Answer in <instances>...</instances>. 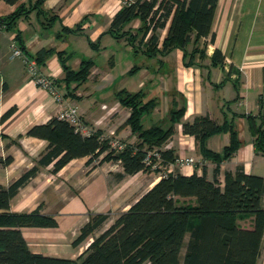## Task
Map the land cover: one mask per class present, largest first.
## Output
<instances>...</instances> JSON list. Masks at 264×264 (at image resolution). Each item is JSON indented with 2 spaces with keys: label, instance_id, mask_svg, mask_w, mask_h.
Returning <instances> with one entry per match:
<instances>
[{
  "label": "crops",
  "instance_id": "obj_1",
  "mask_svg": "<svg viewBox=\"0 0 264 264\" xmlns=\"http://www.w3.org/2000/svg\"><path fill=\"white\" fill-rule=\"evenodd\" d=\"M37 1L21 0L9 5L0 0V18L11 15L20 4L25 9L32 8L9 28H0V186L8 187L36 167V174L10 198L8 212L25 214L40 208L42 215L54 218L57 223L54 228H21L32 253L76 260L93 240L73 244L90 216H109L97 234L101 233L165 171L184 176L204 174L207 180H212L218 168L221 186L224 173H234L238 168L264 178V155L255 149L247 120L248 116L264 120V0H218L210 34L186 46L187 53L196 51L195 64L191 66H186L188 56L181 49L161 53L171 16L165 27L155 32L158 51L148 53L147 39L151 32L141 40L139 19L125 24L122 32L127 34L122 38L116 39L108 32L113 17L123 6L122 0H43L34 8ZM40 11L47 12V16H41ZM65 28L75 31L67 33ZM129 35H137L133 44ZM12 42L28 57L36 58L39 51H48L38 69L54 80L57 92L63 96L61 105H73L88 127L125 144L135 145L137 138L127 124L130 108L123 106L116 96L119 91L139 92L143 103L154 101V108L142 117L143 129L169 127L170 113L183 107L181 120L173 125V133L160 147L174 159L188 157L194 164L177 167L169 162L158 172L135 175L124 174L119 162H104L89 170L85 157L71 160L57 173L53 172V163L41 165L47 141L29 137L26 132L58 117L60 105L32 81L24 59L12 57ZM202 48L204 55L199 58ZM215 50L224 57L221 66L212 64ZM79 52L86 58L78 59ZM59 53L66 65L72 62L69 64L72 70H78L83 59L92 62L87 78L94 81L91 94L75 82L69 85L74 95L65 96L67 87ZM96 93L108 96L92 104L90 99ZM10 109H13L11 116L2 119ZM206 115L218 124L237 115L234 121L240 147L219 165L204 159L195 139L182 132L183 122ZM228 144V133H218L206 140V147L216 153H222ZM180 201L194 204V199ZM262 203L264 206V198ZM253 218L238 216L236 224L250 229ZM188 238L186 235L185 242ZM256 264H264V234Z\"/></svg>",
  "mask_w": 264,
  "mask_h": 264
},
{
  "label": "trees",
  "instance_id": "obj_2",
  "mask_svg": "<svg viewBox=\"0 0 264 264\" xmlns=\"http://www.w3.org/2000/svg\"><path fill=\"white\" fill-rule=\"evenodd\" d=\"M3 1L15 5L21 0ZM42 2L43 0H38L34 8H38ZM217 2L218 0H133L124 3L115 14L108 32L116 39L122 38L127 34L122 32L125 24L132 19H139L142 25L139 30L142 33L141 40L150 31L146 49L148 53H154L158 51L155 32L162 30L171 16L161 53L181 49L188 56L186 66H191L195 64L196 51L193 49L187 53L186 46L210 34ZM31 10L32 8L25 9L20 4L11 15L0 18V28H9ZM40 13L41 16L48 14ZM63 30L67 33L75 31L66 28ZM136 38L137 35H129V42L133 44ZM89 45L94 46L91 42ZM204 48L200 50L199 58L203 57ZM47 53L48 51H39L37 57L33 58L37 66ZM58 55L65 74V96H69L74 93L69 85L84 83L90 74L92 62L82 61L78 70H72L66 65L62 54ZM223 61L222 53L215 50L212 64L221 66ZM116 96L123 106L130 108L127 124L136 135L135 145L125 144L120 151L109 150L108 140H99L101 132L83 136L68 122L55 117L26 132L29 137L47 141V149L40 158V164L44 166L53 163V172L57 173L71 160L85 157V166L89 170L104 162H119L126 175L151 171L144 165L147 152L159 148L173 133V125L181 120L184 108L170 113L169 127L143 129L142 117L154 108V101L143 103L139 92L132 94L120 91ZM12 113L13 109H10L2 119L8 118ZM235 117L237 115L218 124L208 115L196 116L192 121L182 123V132L195 139L204 159L219 165L240 147ZM247 120L249 131L254 137L255 149L264 155V120L259 121L255 116H248ZM218 133L229 134V144L222 153L213 152L206 147V140ZM105 151L107 153L102 155ZM161 157L162 166L176 160L167 151H162ZM36 172L37 168L33 167L8 187L0 186V264H256L264 234V178L261 176L246 174L243 169L238 168L234 173H224V183L221 186L218 168L214 170L212 180H207L204 174L184 176L179 172L165 171L126 212L118 214L99 234L97 233L108 222L109 216L91 215L73 244L78 245L89 238L93 240L76 260H70L32 253L23 238L21 228H54L57 225L54 218L42 215L40 208L25 214L8 212L10 198ZM181 199H194V204L181 202ZM241 215L254 217L252 228L238 227L236 221ZM186 235L189 238L185 242Z\"/></svg>",
  "mask_w": 264,
  "mask_h": 264
},
{
  "label": "built area",
  "instance_id": "obj_3",
  "mask_svg": "<svg viewBox=\"0 0 264 264\" xmlns=\"http://www.w3.org/2000/svg\"><path fill=\"white\" fill-rule=\"evenodd\" d=\"M124 3L133 2V0H122ZM150 32V31H149ZM11 53L12 57L22 58L24 59V64L26 68L27 74L30 76L32 81L39 87L46 90L54 100L60 105L58 118L68 122L73 129L80 133L83 136H90L94 134V130L88 127L84 121L81 120L77 109L71 105L67 104L65 106L61 105L63 103V96H61L55 87L54 80L49 76H44L39 72L36 61L25 55L24 51L15 43H11ZM264 102V100H263ZM100 141L108 140L109 150L120 151L125 147V143L121 142L118 139H114L107 135H101L99 137ZM165 151L162 147L153 148L149 150L146 154V158L144 160V165L148 167L150 170L155 171L157 169H161L162 167V157L161 152ZM107 151H105L102 155H105ZM177 167H184L188 165H193L194 161L188 157H179L176 158L173 163ZM171 171L169 170L168 173Z\"/></svg>",
  "mask_w": 264,
  "mask_h": 264
},
{
  "label": "rangeland",
  "instance_id": "obj_4",
  "mask_svg": "<svg viewBox=\"0 0 264 264\" xmlns=\"http://www.w3.org/2000/svg\"><path fill=\"white\" fill-rule=\"evenodd\" d=\"M93 49V48H92ZM94 50V49H93ZM96 53V52H95ZM83 53L82 52H79V54H78V59H80V58H82L83 56H84V54L82 55ZM83 58H86V57H83ZM74 60H76V57L75 58H73ZM97 60V63L99 64V59H96ZM83 61H85V59H83ZM137 61V60H136ZM68 64V67L71 69V67H70V65L69 64H71L72 62H67ZM90 75V74H89ZM79 88H82L83 90H84V92H85V90H86V92L88 93V94H91L92 93V91L95 89V87H94V81H92V80H86L83 84H79ZM105 86V85H104ZM103 86V87H104ZM88 90V91H87ZM104 91H109V89H105ZM120 92V91H119ZM107 96H108V94H99V93H96V94H93L92 95V97H91V99H90V103H92V104H94L95 102H97V100L99 99H101V98H103V99H105V98H107ZM142 97H143V95H142ZM109 102V101H108ZM183 253H184V250L181 252V255H183Z\"/></svg>",
  "mask_w": 264,
  "mask_h": 264
}]
</instances>
